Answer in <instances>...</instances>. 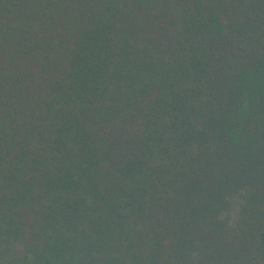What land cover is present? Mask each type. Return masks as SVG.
I'll return each instance as SVG.
<instances>
[{
  "label": "trees",
  "instance_id": "obj_1",
  "mask_svg": "<svg viewBox=\"0 0 264 264\" xmlns=\"http://www.w3.org/2000/svg\"><path fill=\"white\" fill-rule=\"evenodd\" d=\"M0 264H264V0H0Z\"/></svg>",
  "mask_w": 264,
  "mask_h": 264
}]
</instances>
